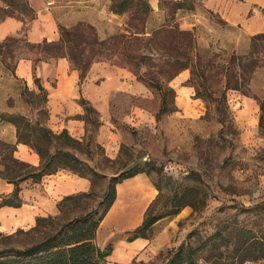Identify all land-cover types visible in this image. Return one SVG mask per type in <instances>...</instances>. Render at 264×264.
<instances>
[{"label": "rangeland", "instance_id": "obj_1", "mask_svg": "<svg viewBox=\"0 0 264 264\" xmlns=\"http://www.w3.org/2000/svg\"><path fill=\"white\" fill-rule=\"evenodd\" d=\"M121 1L113 0L114 8L119 5L118 28L106 30L109 33L103 37L96 33L105 40L98 54L110 59L102 62L124 63L121 68L150 93L112 96V122L132 142L122 145L115 158L108 157L95 140L99 113L81 100L85 135L68 150L80 160L76 168L92 182L91 194L63 204L59 221L91 210L100 213L111 179L118 178L128 163L144 159L143 166L126 174L144 173L150 179L157 195L146 214L157 216L162 222L158 229L168 228L170 236L163 245L124 262L110 259L113 242L95 245L106 254L99 264H187V246L197 264H212L218 250L228 254L237 241L264 231V36H252L243 52L226 49L210 39L220 34L210 27L217 18L200 0H161L160 11L151 9L148 0ZM15 2L25 8L19 18L27 22L44 0ZM4 4L0 0V10ZM181 9L182 15L194 14L200 21L184 28ZM183 31L191 33L193 47L184 45L188 40ZM44 47L30 44L23 34L7 41L0 58L10 71L21 58L35 62ZM127 59L132 65L139 63L137 73L120 61ZM181 74H186L184 80ZM141 78L159 81L161 88H152ZM25 87L22 80L9 77L8 88H21L25 103L15 104L10 98L8 104H15L32 124L44 121V94L27 93ZM134 104L151 114L150 121L142 126L120 124L118 118ZM16 120L23 138L32 139L28 128L35 125ZM1 143V161L8 169L20 168L11 159V149ZM30 228L0 231V252L28 242ZM238 228L244 231L242 236L237 235ZM217 232L224 237H214Z\"/></svg>", "mask_w": 264, "mask_h": 264}, {"label": "crops", "instance_id": "obj_2", "mask_svg": "<svg viewBox=\"0 0 264 264\" xmlns=\"http://www.w3.org/2000/svg\"><path fill=\"white\" fill-rule=\"evenodd\" d=\"M182 1L184 0H179ZM200 1L217 18L216 22H210V27L217 29L220 34L210 39L223 48L243 52L252 36L264 33V0ZM148 2L153 10L161 8V0ZM183 11L185 10L181 9L184 28H192L196 21H200L194 14L182 15ZM119 19V12L113 9V0H44L36 8V15L30 21L25 22L16 17L0 20V43L22 34H25L27 42L31 44L44 40L57 41L60 38L59 26L70 28L79 23L91 25L103 37L109 33L106 30L118 28ZM33 67V60L21 58L15 63L13 70L9 71L0 58V141L14 145L13 158L35 167L40 164L38 153L29 145L18 141L15 125L3 117L17 113L25 115L15 107L17 102L25 103L22 90L9 89V77L22 80L32 94L40 92L34 79L38 80L45 93L44 124L54 133L65 130L71 137L83 140L85 112L81 100H85L100 115L95 140L104 148L108 157H117L122 145L132 143L112 122V96L118 92L147 96L150 92L130 72L116 65L97 61L91 64L85 80L80 83L79 72L71 68L66 57L40 61L36 69ZM185 78L186 74H181V80ZM10 98L15 101L14 106L8 104ZM150 117L147 110L134 104L118 119L122 125L130 123L142 126L150 121ZM2 169L0 155V170ZM19 187V204H1L3 199L12 198L15 186L13 182L0 177V231L30 228L35 225L38 217L57 215L59 201L65 196L89 191L91 182L67 169H60L43 176L39 181H21ZM156 195L157 190L144 173L133 174L116 184L114 202L101 220L94 239L96 246L114 243L111 260L129 261L142 251L152 250L168 240L169 230L158 229L162 223L158 220L149 228V237L129 238L131 232L141 226L145 211Z\"/></svg>", "mask_w": 264, "mask_h": 264}, {"label": "trees", "instance_id": "obj_3", "mask_svg": "<svg viewBox=\"0 0 264 264\" xmlns=\"http://www.w3.org/2000/svg\"><path fill=\"white\" fill-rule=\"evenodd\" d=\"M24 1L26 2L27 0ZM123 1H121L120 4H124ZM3 2L5 6L0 10V20L5 17L19 18V16L25 14V8H19L15 0H3ZM118 6L117 4V8ZM117 8L113 7V9L119 12ZM33 18L34 17H32V19ZM59 32L60 38L57 41L44 40L40 43H36L38 46L41 44L45 46L44 49L41 50L44 54L37 58L36 61L40 62L56 57H66L69 60L70 66H72L71 68L79 71L80 83H82L85 74L88 72L91 62L103 60L110 61V59L101 57V55L98 54L105 40L97 36L95 29L91 25L79 23L70 28L59 26ZM181 34L188 40L184 45L188 48L191 46L193 47V43H191V33L183 31ZM85 35H87V37H85ZM254 36L255 38H259L264 36V33H259ZM11 38L17 37H9L0 43L1 56L2 50L7 46V41ZM128 46L129 44H126V48H128ZM86 55L90 57H85ZM84 58L86 60H84ZM36 61L34 62L33 69H36ZM120 61L126 62L125 64L131 68L133 67V72L137 73L139 63L132 65L129 63V59ZM112 63L116 64L118 67L124 64L116 63V61H112ZM13 68L11 70H13ZM141 80L145 82L146 85L156 89H160L162 85L159 81H146L142 78ZM34 81L38 85L40 92L45 96L42 87L38 84V80L35 78ZM25 90V92L28 93L26 87ZM89 110L86 109V112ZM160 111L162 112L163 109L161 108ZM3 117L5 120L15 125L18 141L29 145L38 153L40 164L35 167L13 158L12 151L14 145L4 142L1 143L5 148L11 149L12 161L20 165L18 169H8L6 163L2 162L3 169L0 170V177L13 182L15 188L12 198L9 200L3 199L1 204H19V200L17 199L20 190L19 182L26 179L39 181L43 176L53 174L60 169H67L84 178L88 177L79 172L76 168L80 160L68 150V147L72 146L73 143L79 144L83 140L80 141L71 137L65 130L60 133H54L44 124V121L32 124V122L23 115H5ZM16 118H22L27 123L35 125L34 128H28V131H30L33 136L32 139L23 138L20 122H18ZM26 126L28 127L29 124H26ZM51 144H53L52 148L50 147ZM126 177H128L127 174L111 179L107 191L104 194L108 198L100 213L91 210L60 222L59 220L62 218V205L77 200L78 198L87 197L91 194V191L89 190L90 192H79L65 196L57 204L59 210L57 215L38 217L36 219L35 225L27 231V233L32 236L28 242L19 247H10L8 250L0 252V264H99V259L103 258L106 254L104 251H100L96 248L94 243L95 234L101 220L114 202V182L120 181ZM146 211L141 226L131 232L130 239L139 236L147 237L149 235V228L159 219L157 216L146 214ZM243 232L241 228L237 229V235L242 236ZM216 236L224 237L220 232L215 233L214 237ZM190 249V246H187V251H189L187 264H197L192 258ZM219 251L220 250H218L212 264H245L246 262H249V264H264V231L261 236H250L237 241L228 254ZM168 264H171V262Z\"/></svg>", "mask_w": 264, "mask_h": 264}, {"label": "water", "instance_id": "obj_4", "mask_svg": "<svg viewBox=\"0 0 264 264\" xmlns=\"http://www.w3.org/2000/svg\"><path fill=\"white\" fill-rule=\"evenodd\" d=\"M145 164L144 159H135L132 162L128 163L124 168H122L117 174L116 177H119L121 175H124L133 169H135L137 166H143Z\"/></svg>", "mask_w": 264, "mask_h": 264}]
</instances>
